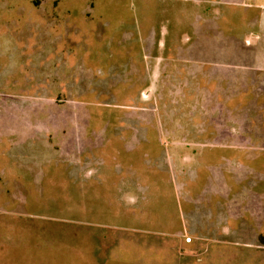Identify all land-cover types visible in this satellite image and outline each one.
Masks as SVG:
<instances>
[{
	"label": "crops",
	"instance_id": "0c3cea01",
	"mask_svg": "<svg viewBox=\"0 0 264 264\" xmlns=\"http://www.w3.org/2000/svg\"><path fill=\"white\" fill-rule=\"evenodd\" d=\"M202 3L215 8H185V26L175 0L136 14L133 0L6 3L0 15L15 20L17 46L0 42V264H78L87 234L68 230L74 253L65 257L64 225L94 226V215L181 237L197 200L207 212L203 241L239 230L241 182L226 159L237 153H223L239 145L219 134L242 132V116L256 115L242 102L264 101V33L250 46L241 39L264 21V0ZM186 116L206 120L167 122ZM213 117L221 120L209 128ZM194 147L204 151L194 156ZM37 225L42 246L12 243L14 226L35 237Z\"/></svg>",
	"mask_w": 264,
	"mask_h": 264
},
{
	"label": "rangeland",
	"instance_id": "374dc122",
	"mask_svg": "<svg viewBox=\"0 0 264 264\" xmlns=\"http://www.w3.org/2000/svg\"><path fill=\"white\" fill-rule=\"evenodd\" d=\"M11 1L16 2V0ZM84 1L86 0H82V2ZM160 1L133 0L135 3L133 5V13H142L147 4L153 6V4H158ZM175 1L177 3V15H175V19L177 18L176 22L178 25L183 23L185 26V22L181 19V16L184 17L182 12L185 11V8H192L194 13H207L211 8H215L211 3L209 6L203 5L207 4L206 2L208 0H203V6L201 7L199 6L201 0ZM7 2H9V0H0V13L13 7L10 4H6ZM22 6L24 7V5ZM97 9L98 11H107V6L98 5ZM10 19L8 14L0 15V42L4 43L7 41L11 43L12 46L16 47L17 43L15 42L12 44V42L16 37L15 30L17 26L15 25V20L13 19L11 21ZM186 23L190 25L192 22L189 20L186 21ZM260 23L256 22V27H254L255 22H253L252 26L249 27V31L245 32L242 30L241 39L244 40L246 45L250 46L256 44V41L259 39L255 34L261 35L262 32L264 33V21ZM211 26H213V29H216V22H212ZM259 28L260 30L257 31ZM220 36L221 35H218V37ZM179 39L186 42L191 40L188 36L183 38L180 37ZM230 41L229 37H225L226 43ZM260 41L264 42L263 36ZM263 88L262 86L258 88L260 89L259 93H262ZM242 103L245 104L242 105V107L245 106L246 109L249 108L252 110L251 114L253 112L256 113V115L250 117L242 116V132H237L235 129V131H225V133L219 134L222 135L221 138L219 137V140L234 141L239 145V147L235 149L223 150V153L226 154H231L229 150H234L235 154L237 153V156L234 154V158L229 157L226 159H235L237 163L235 176L238 178V181L241 182V206L238 205V207L240 206L241 212L240 215H235L233 219L234 227L239 230L234 232L235 235H233L232 232L236 229L233 230L232 228L224 226L225 228H219L215 232L218 238H220V234H224L222 238L226 239V241H238L239 243L232 244L225 241L224 243L213 244L209 243L207 240L203 241V239L200 238V234L205 235V232L200 230V227L202 224H206L204 218L207 216V212L203 210L206 206H202L200 203L201 201L197 200L193 206L196 212L192 213V220L187 222L188 227L190 226L191 229L188 228L187 234L185 233L181 237L168 233L159 234L158 230L154 229L139 231L125 229L124 218L115 219L107 216L100 217L99 215H94V217L88 219V221L94 220L97 222V225L91 226L87 223H82L80 227H76L75 225L77 224L66 225L67 223L63 221V223H65V237L68 240H65L64 245L60 244L59 247L64 250L63 253H65V257L67 255L72 257L74 253L72 250V248H74L72 237H68L69 232L74 228L75 231L78 232L79 228L82 238L83 234H87V240L80 239L79 248L82 256H80L78 264H91V261L97 264H264V101H259L258 105L256 101H246ZM213 104H217V102H213ZM97 107L102 108L103 106ZM225 109L227 112H231L230 105L229 107L226 106ZM228 119L230 120V124H233V122H231L232 117L230 116ZM170 120L173 121V124L180 125L182 123L188 124L191 120L194 124H197L201 120H206V118L195 116H186L184 118L175 117L173 119L168 118L167 122ZM218 120H221V118L213 117L214 123L209 124L208 127L214 128L219 122ZM254 130L256 132H254ZM194 134L197 135L196 133ZM213 135V133H210L209 138L206 140L210 141ZM193 141L195 142L198 140L193 139ZM204 143L205 142H200L197 144L204 145ZM193 150L194 156H196L195 154L197 151H204V149H196L195 147ZM227 163L226 161L225 164ZM95 201H92L94 207L105 205L102 203V200ZM203 203L206 205L205 202ZM149 215L150 213H145V218H149ZM226 215L228 214L226 213ZM239 224L240 228L237 227ZM13 229L17 234L13 238L14 241L12 243L14 245H31L32 247L42 246L43 236L40 234L39 225L34 227L35 231H37L35 237L29 236L32 233V229L28 230L26 227L20 226H14ZM77 250L76 243V251ZM89 256H92V258L96 257L97 259L91 260Z\"/></svg>",
	"mask_w": 264,
	"mask_h": 264
},
{
	"label": "trees",
	"instance_id": "16d2710c",
	"mask_svg": "<svg viewBox=\"0 0 264 264\" xmlns=\"http://www.w3.org/2000/svg\"><path fill=\"white\" fill-rule=\"evenodd\" d=\"M65 264H73V262L70 260H67V261H65ZM125 264H131V263H125Z\"/></svg>",
	"mask_w": 264,
	"mask_h": 264
},
{
	"label": "flooded vegetation",
	"instance_id": "af4514ba",
	"mask_svg": "<svg viewBox=\"0 0 264 264\" xmlns=\"http://www.w3.org/2000/svg\"><path fill=\"white\" fill-rule=\"evenodd\" d=\"M254 27H256V22H255V26Z\"/></svg>",
	"mask_w": 264,
	"mask_h": 264
}]
</instances>
